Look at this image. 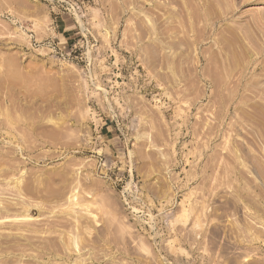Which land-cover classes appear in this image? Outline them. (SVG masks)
<instances>
[{"label":"rangeland","instance_id":"rangeland-1","mask_svg":"<svg viewBox=\"0 0 264 264\" xmlns=\"http://www.w3.org/2000/svg\"><path fill=\"white\" fill-rule=\"evenodd\" d=\"M0 264H264V0H0Z\"/></svg>","mask_w":264,"mask_h":264}]
</instances>
